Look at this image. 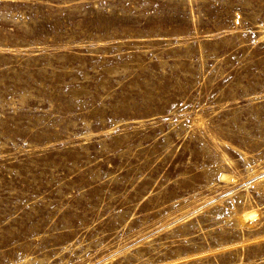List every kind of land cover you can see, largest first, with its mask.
<instances>
[{
  "label": "rangeland",
  "instance_id": "rangeland-1",
  "mask_svg": "<svg viewBox=\"0 0 264 264\" xmlns=\"http://www.w3.org/2000/svg\"><path fill=\"white\" fill-rule=\"evenodd\" d=\"M0 264H264V0H0Z\"/></svg>",
  "mask_w": 264,
  "mask_h": 264
},
{
  "label": "bare ground",
  "instance_id": "bare-ground-1",
  "mask_svg": "<svg viewBox=\"0 0 264 264\" xmlns=\"http://www.w3.org/2000/svg\"><path fill=\"white\" fill-rule=\"evenodd\" d=\"M256 215H257L256 210H253V209L252 210H246V211H243L239 215V220L241 223L246 224L250 220H253Z\"/></svg>",
  "mask_w": 264,
  "mask_h": 264
}]
</instances>
